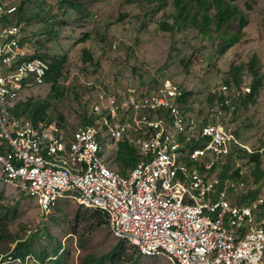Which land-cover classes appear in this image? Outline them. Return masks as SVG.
Wrapping results in <instances>:
<instances>
[{
  "label": "built area",
  "instance_id": "1",
  "mask_svg": "<svg viewBox=\"0 0 264 264\" xmlns=\"http://www.w3.org/2000/svg\"><path fill=\"white\" fill-rule=\"evenodd\" d=\"M16 12L0 1V182L36 200L44 220L62 199L107 215L113 234L147 257L264 264V198L245 202L253 186L234 154L264 157V145L252 148L237 136L232 99L198 118L171 80L153 91L109 83L93 105V127L67 133L58 122L21 119L16 106L25 92L45 86L49 67L31 58L23 26L5 21ZM121 142L140 158L126 174L107 161ZM229 164L228 176L214 172Z\"/></svg>",
  "mask_w": 264,
  "mask_h": 264
},
{
  "label": "rangeland",
  "instance_id": "2",
  "mask_svg": "<svg viewBox=\"0 0 264 264\" xmlns=\"http://www.w3.org/2000/svg\"><path fill=\"white\" fill-rule=\"evenodd\" d=\"M173 1L2 0L18 10L26 3L21 25L31 53L50 62H65L57 91L46 85L25 92L21 99L48 103L49 117L59 112L65 119L55 117L54 122L75 128L87 111L92 84H113L115 78L122 79L121 84L171 80L189 90L192 110L204 114L230 70L241 66L243 86L254 90V73L262 78V86L232 125L245 145L263 146L264 0H238L251 24L243 41L226 55L221 54L220 40H205L190 30L170 31L175 21ZM83 50L94 54L97 66L81 63ZM253 58L258 64L251 69ZM102 78L109 80H99ZM259 182V195L264 198V177ZM91 214V210L62 199L44 220L36 200L14 185L0 182V264H80L86 255H106L120 240ZM60 243L63 249L56 252ZM126 248L125 258L116 264H176L164 256L139 257ZM16 249L26 254L23 263L4 261L9 256L15 259ZM44 255L48 257L42 263L37 257Z\"/></svg>",
  "mask_w": 264,
  "mask_h": 264
},
{
  "label": "trees",
  "instance_id": "3",
  "mask_svg": "<svg viewBox=\"0 0 264 264\" xmlns=\"http://www.w3.org/2000/svg\"><path fill=\"white\" fill-rule=\"evenodd\" d=\"M0 1L2 2V0ZM130 2L133 3L134 0H130ZM173 4L175 8L173 19L175 21L173 27H170V31H179L184 33L185 31L190 30L199 33L200 37L205 40H220L222 42V55H226L235 47H237L240 42L243 41L246 36V29L251 24L249 15L245 11H243L238 5V0H174ZM24 5H26L25 2L20 5V10H18L17 8V12L15 14L9 15L4 18L9 25L19 26L23 23L22 17L24 13ZM235 26H237V29L233 30ZM23 31L25 32V30ZM23 41H29V37L26 33ZM31 58H38L47 63L49 70L45 81V86L53 85V91H57V88L60 85V81L64 78V59H55L50 62L34 53H32ZM81 63H83V65H90L92 67L97 66L94 54H92L88 50H83L81 54ZM257 64L258 60L256 58H253L250 65L251 69L256 68ZM243 71L244 67L241 66L233 67L230 70L229 74L227 75V79L224 81V83L220 85L219 90L212 94L209 100V105L206 108L204 114L192 110L191 96L189 90L175 82L180 87L182 95L180 101L182 105L185 106L186 111L190 115L198 118H207V111L210 107L225 103L228 99H232V104L235 107V111L231 118V123L233 124L241 108L247 107V104H250V102L253 101L254 94H256L262 86V78H259L258 75L254 73V90L251 87L252 94H245L244 88L248 85L243 86ZM254 71L257 72L258 68ZM99 80L109 79L102 78ZM120 80L122 79L115 78L114 84L121 86H135L140 89L148 88L151 91L157 89L161 85V83H163L155 80H145L144 82L142 81L136 84H121V82H119ZM109 83H111V81H101L92 84V94L88 101V105L86 104L87 111L83 116L82 123H80L75 128H72L59 122L67 133H70L79 126L93 127L96 125L97 117L93 113V105L95 104L98 93L102 89L106 88ZM224 86L228 87V93H223L221 91L222 87ZM50 109L51 106L48 103H44L41 101L25 102V100H21V102L16 106L15 114L21 119L32 120L37 124H50L54 122L55 117H59L62 121L65 120L64 116L59 112H56L57 114L49 117L48 112ZM236 134L240 138V135L237 131ZM234 154L237 159L243 164L246 172V177L253 186V190L251 191L250 197L247 198L245 202L249 199H257L261 197L259 195L260 191L258 185L260 183L259 181L264 177V157L257 154H248L246 150L238 148H234ZM107 161L113 169H116V165L117 167L122 168V171L119 172L126 174L127 170L134 168L136 164H138L140 158L138 156V151L134 147H131L125 142H121L118 145L117 150L113 152V154L108 156ZM230 169H232L231 164L227 166H217L214 168V172L218 173L221 178H224L228 176ZM91 212L92 217L96 221H98L102 225L107 224V226H109V220L107 215L100 213L97 210H91ZM1 237L2 236H0V239ZM126 246H129L132 251L137 252L139 257H147L142 254V252L137 246L131 245L125 240H120V242L106 255H103L99 258L92 254L86 255L80 264H107L108 261H110L112 264H116L125 258L127 250ZM62 249L63 247L60 243L59 248L56 250V252H59ZM16 250L17 255L15 256V259L19 258L23 262L26 254L18 251L19 249ZM47 257L44 255L42 257L37 258L41 260L42 263H44Z\"/></svg>",
  "mask_w": 264,
  "mask_h": 264
}]
</instances>
